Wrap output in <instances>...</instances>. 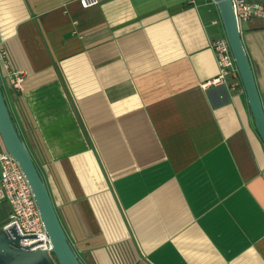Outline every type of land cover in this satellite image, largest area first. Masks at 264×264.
Instances as JSON below:
<instances>
[{"label": "crops", "instance_id": "0c3cea01", "mask_svg": "<svg viewBox=\"0 0 264 264\" xmlns=\"http://www.w3.org/2000/svg\"><path fill=\"white\" fill-rule=\"evenodd\" d=\"M216 18L190 0H0L2 87L85 264H264V142L241 78L208 84ZM240 30L264 108V22Z\"/></svg>", "mask_w": 264, "mask_h": 264}, {"label": "water", "instance_id": "95a60500", "mask_svg": "<svg viewBox=\"0 0 264 264\" xmlns=\"http://www.w3.org/2000/svg\"><path fill=\"white\" fill-rule=\"evenodd\" d=\"M224 34L239 70L255 125L264 142V108L247 55L233 0H215ZM0 137L4 147L18 161L33 190L45 229L52 244L51 254L22 244L14 225L0 229V264H85L73 247L56 211L49 186L12 115L0 80Z\"/></svg>", "mask_w": 264, "mask_h": 264}, {"label": "built area", "instance_id": "2783aa9c", "mask_svg": "<svg viewBox=\"0 0 264 264\" xmlns=\"http://www.w3.org/2000/svg\"><path fill=\"white\" fill-rule=\"evenodd\" d=\"M105 0H79L82 8L96 6ZM194 5L199 2L214 4L215 0H190ZM235 14L239 23L253 17H260L264 22V5L251 3L247 0H233ZM213 24L221 23L220 17L212 21ZM0 37V63L7 65L8 53ZM217 55L218 74L211 79L209 85H228V79H239L240 74L233 57L230 43L226 36L214 40L211 44ZM25 73L9 68L8 81L14 90H20L25 81ZM237 82L233 80L232 88ZM207 83L204 86L208 85ZM6 202L10 206V216L6 225H14L19 233L25 237L22 244L32 250L44 249L51 254L52 244L45 229L40 210L33 190L29 184L18 161L5 149L0 137V203ZM5 225V226H6Z\"/></svg>", "mask_w": 264, "mask_h": 264}, {"label": "rangeland", "instance_id": "374dc122", "mask_svg": "<svg viewBox=\"0 0 264 264\" xmlns=\"http://www.w3.org/2000/svg\"><path fill=\"white\" fill-rule=\"evenodd\" d=\"M222 24V23H221ZM222 26V25H221ZM223 27V26H222Z\"/></svg>", "mask_w": 264, "mask_h": 264}]
</instances>
